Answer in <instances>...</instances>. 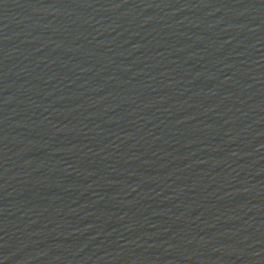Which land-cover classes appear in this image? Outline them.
I'll use <instances>...</instances> for the list:
<instances>
[{"label":"water","instance_id":"95a60500","mask_svg":"<svg viewBox=\"0 0 264 264\" xmlns=\"http://www.w3.org/2000/svg\"><path fill=\"white\" fill-rule=\"evenodd\" d=\"M0 264H264V0H0Z\"/></svg>","mask_w":264,"mask_h":264}]
</instances>
